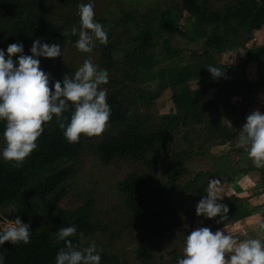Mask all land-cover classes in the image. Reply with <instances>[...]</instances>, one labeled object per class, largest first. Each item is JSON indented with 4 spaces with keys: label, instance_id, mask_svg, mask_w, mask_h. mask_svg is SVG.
Returning <instances> with one entry per match:
<instances>
[{
    "label": "trees",
    "instance_id": "1",
    "mask_svg": "<svg viewBox=\"0 0 264 264\" xmlns=\"http://www.w3.org/2000/svg\"><path fill=\"white\" fill-rule=\"evenodd\" d=\"M95 1L0 0V50L7 54V46L19 42L25 55H31L33 40L40 39L60 44L63 56L79 39L78 33L71 31L73 26L80 27L78 5L93 3L94 20L104 27L108 43L95 41L90 54L98 70L109 73V83L100 87L107 90L111 109L109 126L100 136H81L79 143L70 144L54 117L44 125L37 149L20 167L0 160V209L9 208L5 213L8 221L19 216L22 223L31 226L29 244L6 242L0 246V250H7L4 264H56L65 243L57 240L55 233L69 226L77 229L76 235L68 238L75 246L83 248L95 242L100 264H177L184 256L180 251H158L154 257L143 234L161 233L167 220L175 219L188 203L193 206L207 194L213 173L193 170L188 162L207 160L212 147L228 145L235 137L222 122V115L232 109L229 103L202 100L212 84L208 83L211 74L207 68L222 69V56L239 51L245 55L241 73L250 61L264 64V58L246 47L253 33L264 25V0H151L146 5L139 2L142 0H121L116 14L105 15L96 10ZM184 15L187 19L182 21ZM189 45L194 48L188 49ZM185 52L197 61L169 64ZM60 59L41 65L51 74L52 82L62 81L64 75L73 78L77 71ZM240 72L231 75L238 87ZM165 90L171 92L172 107L168 113L156 115L153 106ZM64 115L70 120L71 110ZM5 123L0 121V142L4 144ZM231 147L230 151L243 153V149ZM86 154L95 155L104 165L126 161L134 166L116 184L121 203L112 208L114 217L96 218L92 200H84L71 210L59 206L75 188L74 177ZM164 165V171L175 170L165 174ZM237 167L228 182L239 171ZM246 199L232 195L220 202L229 210L238 208L234 220L239 221L250 215L243 205ZM218 219L201 216L196 227H179L176 238L185 244L192 230L210 227L213 231ZM132 238L136 241L134 252L139 254L134 263L124 251Z\"/></svg>",
    "mask_w": 264,
    "mask_h": 264
},
{
    "label": "clouds",
    "instance_id": "2",
    "mask_svg": "<svg viewBox=\"0 0 264 264\" xmlns=\"http://www.w3.org/2000/svg\"><path fill=\"white\" fill-rule=\"evenodd\" d=\"M80 27L73 26V35L79 36L75 47L82 53H91L95 41L108 43V34L94 20V4L78 5ZM31 55L24 54L22 43H12L0 50V121H5L3 137L5 147L2 158L15 162L20 167L37 149V140L44 125L55 117L65 139L70 144L80 142L81 136L88 138L102 135L109 126L111 114L107 103V90L100 87L109 83V73L99 69L92 60L85 59L73 78L64 75L62 81H51V74L40 66V57L55 59L62 56L61 45L33 40ZM13 57H18L14 61ZM213 79L221 78L220 68L209 66ZM51 85V86H50ZM71 110L70 120L67 113ZM244 148L254 167L264 168V113L254 110L246 118L235 145ZM221 182L209 180L206 195L196 205L197 217L208 220L219 217L217 224L228 219V206L221 203L224 195ZM256 226L264 231V219ZM74 226L60 227L56 239L64 241L55 258L56 264H100L101 255L95 242L79 248L69 237L75 236ZM247 236V233H245ZM31 226L22 223L19 216L9 221L0 231V246L30 243ZM81 241L84 233L79 234ZM7 250H0V264H4ZM177 264H264V242L258 238L238 239L225 230L212 231L210 227H197L187 235L183 258Z\"/></svg>",
    "mask_w": 264,
    "mask_h": 264
},
{
    "label": "crops",
    "instance_id": "3",
    "mask_svg": "<svg viewBox=\"0 0 264 264\" xmlns=\"http://www.w3.org/2000/svg\"><path fill=\"white\" fill-rule=\"evenodd\" d=\"M246 47L256 56L264 58V25L260 30L253 33L252 39ZM244 57L243 51L224 54L220 61L224 75L219 79H213L211 75L208 83L212 84L206 88L202 95L204 102L220 99L229 103L232 109L222 115V122L235 133V137L232 143L228 145L212 147L210 157L207 160L197 159L195 163L203 165V168L201 167L203 170L200 169V171L213 173L212 179L221 182L224 189L221 193V195H224L222 199L232 195L247 197L243 205L250 215L236 221L234 219L239 209L232 208L227 213V220L220 224H214L213 232L218 229L227 232L229 229L227 232L229 234L239 232L237 238L264 240V231H260L256 226V221L262 219L264 207V168L254 167L251 159L247 157L246 149L241 148L243 153H241L242 151L240 153L230 151L231 146L237 143L239 132L246 123L247 116L254 110L264 113V64L257 60L250 61L244 66V71L241 73L240 67ZM235 71L240 72L237 77L241 81L239 87L233 85L236 78H232L231 75ZM167 93L168 91H163L164 95ZM160 99L162 97H159L156 101L158 114H166L172 106L166 100L164 104L160 103L163 101ZM234 167H237L239 171L235 174L233 180L228 182L226 177L232 176ZM245 233H247V236H245Z\"/></svg>",
    "mask_w": 264,
    "mask_h": 264
},
{
    "label": "rangeland",
    "instance_id": "4",
    "mask_svg": "<svg viewBox=\"0 0 264 264\" xmlns=\"http://www.w3.org/2000/svg\"><path fill=\"white\" fill-rule=\"evenodd\" d=\"M121 0H108L107 3L104 2V0H96V10L98 12H101L103 15L115 13L117 12V3H120ZM139 1V0H138ZM143 1V2H142ZM139 1L141 4H145V2L151 1V0H142ZM187 18L184 15L182 21H185ZM104 28V27H103ZM179 36V35H178ZM177 36V40H178ZM176 38V37H175ZM188 49H193L194 47L189 45L187 46ZM190 53V52H189ZM188 52L182 53L179 58L176 60H171L169 64L172 65H179L180 63H186V62H193L197 61L194 57H191ZM62 59L59 60L60 63H68L73 65L76 70H78L79 67L82 66L85 59H91L90 53H82L78 51V49L73 46L69 47L63 56H61ZM40 66L44 65L47 66L49 63L55 62V59H45L43 57H40ZM92 60V59H91ZM167 64H164V66ZM197 68V67H196ZM162 73V72H161ZM163 74V73H162ZM168 93L166 95L162 94L160 95V99L162 102L165 103V100L169 103L170 102V96L171 92L170 90H166ZM167 98H166V97ZM159 103V104H160ZM158 104V102H157ZM152 112L156 115H159L156 102L153 106ZM5 147V144L0 142V160H4L2 158V151ZM201 160V159H198ZM196 160H191L188 162V167L193 170L200 171L203 170V165L196 164ZM134 166L129 165L126 161H116L111 163L110 165H104L100 162V160L92 154H86L82 157L79 165H78V171L76 176L74 177L75 180V188L68 193L60 202L59 206L62 209L71 210L76 208L78 205L82 204L84 200H92L94 207H93V214L96 218L99 219H105L109 214H111L113 207H118L121 203V198L116 192V184L117 182L124 177V175L129 172ZM167 166L164 165L165 170ZM202 167V168H201ZM175 169L174 168H168V172L171 173ZM165 174H168L167 171H164ZM204 172V171H202ZM228 178V177H226ZM206 179V177L204 178ZM224 180H226L224 178ZM196 205L188 203L185 210L181 211L175 219L171 218L165 222V226L163 227V230L160 232L154 231L148 234H143V239L148 245L149 249L148 252L154 256H158L159 252L167 253L170 249H176L177 251H180L184 255V247L185 244L182 242V240L176 238V231L179 229V227L184 226L185 224H189L193 227H196L198 224V219L196 215ZM9 211V208L6 209H0V228L3 230V227L7 225L9 222L6 217L5 213ZM195 211V212H193ZM106 216V217H105ZM111 217H114L115 214H111ZM176 222V226H173V223ZM229 231V229H228ZM227 231V232H228ZM163 234V235H159ZM239 232H233L232 235L235 237L239 236ZM261 235V234H260ZM243 238V237H242ZM238 238V239H242ZM245 239V238H243ZM264 242V240H261ZM135 242L133 238L128 241V243L124 247V251L127 252V259L130 263H134L137 258H139V254L137 252L135 253L134 247ZM116 251H119V247H114ZM136 251V250H135Z\"/></svg>",
    "mask_w": 264,
    "mask_h": 264
}]
</instances>
